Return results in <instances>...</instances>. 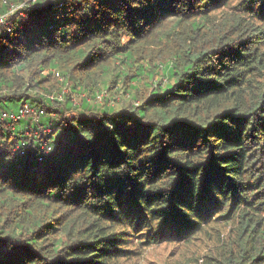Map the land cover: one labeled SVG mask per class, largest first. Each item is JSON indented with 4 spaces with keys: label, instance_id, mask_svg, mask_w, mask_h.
Segmentation results:
<instances>
[{
    "label": "trees",
    "instance_id": "16d2710c",
    "mask_svg": "<svg viewBox=\"0 0 264 264\" xmlns=\"http://www.w3.org/2000/svg\"><path fill=\"white\" fill-rule=\"evenodd\" d=\"M22 2L0 24V110L44 112L0 119V264H118L126 222L182 239L212 209L230 234L199 264H264V0L0 15Z\"/></svg>",
    "mask_w": 264,
    "mask_h": 264
},
{
    "label": "rangeland",
    "instance_id": "374dc122",
    "mask_svg": "<svg viewBox=\"0 0 264 264\" xmlns=\"http://www.w3.org/2000/svg\"><path fill=\"white\" fill-rule=\"evenodd\" d=\"M237 0H233L235 3ZM12 4L16 8L15 11L22 9V5ZM25 5V4H24ZM15 11L13 13H15ZM22 11V10H21ZM22 15L24 12H20ZM69 89L65 88L64 93H68ZM117 97L122 99L124 93L112 96L110 92L102 91L98 95V101L103 102L104 97ZM125 97V96H124ZM128 98V95H126ZM57 98L64 99L63 94H58ZM74 103L79 102V97L74 95ZM113 103V100L111 101ZM115 102V101H114ZM29 115L35 118V113L30 112ZM205 220L202 221L200 229L188 234L187 238L179 239L172 235L169 231L162 232L157 224L154 228H150L149 224H144L143 231L137 230L138 226L130 222H126L123 226L125 235L120 248L127 250L128 253L121 254L116 260L118 264H199L205 254L215 252L221 247V243L230 234L231 224L228 219L221 218V213L211 210ZM146 233L151 237L157 238L155 242L145 243Z\"/></svg>",
    "mask_w": 264,
    "mask_h": 264
},
{
    "label": "built area",
    "instance_id": "2783aa9c",
    "mask_svg": "<svg viewBox=\"0 0 264 264\" xmlns=\"http://www.w3.org/2000/svg\"><path fill=\"white\" fill-rule=\"evenodd\" d=\"M26 4V3H24ZM24 4L22 5V7L24 6ZM61 4V3H60ZM17 7H15L14 5L11 6L10 8V11L4 15H0V24H9V19L11 17V15L13 14V12L16 10ZM51 98H54L55 96L54 95H50ZM30 112H33L35 113V119H38V117L40 116L39 114H42L44 112V110H40V111H37L36 108L28 105V104H25L23 106V108L20 109V113L19 114H16V113H9L7 111H1L0 110V119H6V118H11L13 119L14 121L15 120H18L19 118L21 117H24L26 116L27 113H30ZM49 150V148H47V150H45V152H47ZM24 153V151H23ZM39 160H42V157L39 158Z\"/></svg>",
    "mask_w": 264,
    "mask_h": 264
}]
</instances>
